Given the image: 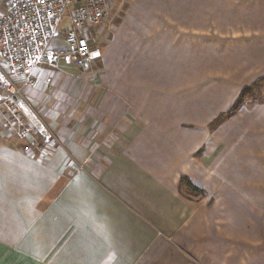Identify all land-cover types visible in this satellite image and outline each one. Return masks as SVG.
<instances>
[{
  "label": "crops",
  "instance_id": "0c3cea01",
  "mask_svg": "<svg viewBox=\"0 0 264 264\" xmlns=\"http://www.w3.org/2000/svg\"><path fill=\"white\" fill-rule=\"evenodd\" d=\"M93 35L25 91L51 144L0 106V264H264V143L212 127L264 78V0H115Z\"/></svg>",
  "mask_w": 264,
  "mask_h": 264
},
{
  "label": "built area",
  "instance_id": "2783aa9c",
  "mask_svg": "<svg viewBox=\"0 0 264 264\" xmlns=\"http://www.w3.org/2000/svg\"><path fill=\"white\" fill-rule=\"evenodd\" d=\"M114 2L0 0V94L6 96L16 119L31 123V131H21V139L37 133L43 144L53 142V132L31 106L25 91L36 88L35 76L44 67L68 65L83 75L92 73L103 59L93 33L106 26ZM58 38L62 48L53 46ZM12 126L8 124V131Z\"/></svg>",
  "mask_w": 264,
  "mask_h": 264
},
{
  "label": "rangeland",
  "instance_id": "374dc122",
  "mask_svg": "<svg viewBox=\"0 0 264 264\" xmlns=\"http://www.w3.org/2000/svg\"><path fill=\"white\" fill-rule=\"evenodd\" d=\"M53 46H56L58 48H62V46H63L62 39L61 38L56 39L53 42ZM0 106H3V107L8 106L10 109V112L13 114L12 116L14 117V111L11 109V106L9 105L7 100L2 98V97L0 98ZM236 114L240 115V117L242 119L245 118L246 121L251 119L250 121L252 123H249V126H251V127L256 123V125L253 129V132H255V134H256V142L255 143L257 144L258 147L260 146V144L263 145V143H264V130H262L261 128L264 127V123H263L264 121L260 120V119L264 118V84L260 88V93L257 91L256 95L254 96L253 99L246 100L244 106ZM14 119H15V121H17V120L18 121L20 120L21 122L26 121V120H23L22 117H19L18 119H16L14 117ZM27 124H28L27 128L29 129V131H31V129H32V127L30 125L31 123L27 122ZM260 133H262V134H260ZM35 134H37V133H35ZM38 137L40 138L39 135H38ZM258 152H259V150H258ZM262 162H264V157L262 158ZM262 162H261V158H258V160H257L258 170L256 173L255 189H252V193L254 191L256 194V197L258 199V212L263 213L264 212V165Z\"/></svg>",
  "mask_w": 264,
  "mask_h": 264
},
{
  "label": "trees",
  "instance_id": "16d2710c",
  "mask_svg": "<svg viewBox=\"0 0 264 264\" xmlns=\"http://www.w3.org/2000/svg\"><path fill=\"white\" fill-rule=\"evenodd\" d=\"M263 84H264V78L258 80L251 86L245 88L240 93L238 100L236 101L234 106L231 108V110L226 114H222L216 121H214V123H212V127L215 126L217 123H219L222 119L226 117H232L236 113H238V111L244 106L246 100L253 99L257 91L260 93V88ZM182 183L185 185V189L189 194L194 195V196L204 195L201 190L193 186L188 180L184 179L182 180Z\"/></svg>",
  "mask_w": 264,
  "mask_h": 264
}]
</instances>
